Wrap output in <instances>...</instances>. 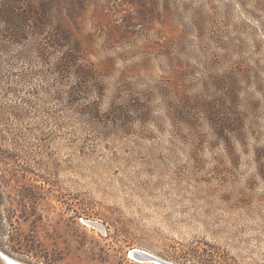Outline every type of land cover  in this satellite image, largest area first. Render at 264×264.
I'll return each mask as SVG.
<instances>
[{
  "label": "rangeland",
  "instance_id": "1",
  "mask_svg": "<svg viewBox=\"0 0 264 264\" xmlns=\"http://www.w3.org/2000/svg\"><path fill=\"white\" fill-rule=\"evenodd\" d=\"M79 2L100 114L0 51V264H264V0Z\"/></svg>",
  "mask_w": 264,
  "mask_h": 264
},
{
  "label": "trees",
  "instance_id": "2",
  "mask_svg": "<svg viewBox=\"0 0 264 264\" xmlns=\"http://www.w3.org/2000/svg\"><path fill=\"white\" fill-rule=\"evenodd\" d=\"M79 3V0H0V51L8 53L20 47L22 59L34 55L44 65H49L55 56L56 62L47 71L58 85L74 79L68 96L71 105L97 95L96 100L81 108L95 117L100 114L106 74L89 58L69 26V21L75 29L82 25Z\"/></svg>",
  "mask_w": 264,
  "mask_h": 264
},
{
  "label": "water",
  "instance_id": "3",
  "mask_svg": "<svg viewBox=\"0 0 264 264\" xmlns=\"http://www.w3.org/2000/svg\"><path fill=\"white\" fill-rule=\"evenodd\" d=\"M132 257L136 258V259H141V260H144V261H153V262H157L158 264H174V263H171V262H168V261H165L163 259H160L158 257H155L153 255H150L148 253H145L143 251H134L133 252V255ZM5 260L8 264H23V263H20V262H16L10 258H7L5 257Z\"/></svg>",
  "mask_w": 264,
  "mask_h": 264
},
{
  "label": "bare ground",
  "instance_id": "4",
  "mask_svg": "<svg viewBox=\"0 0 264 264\" xmlns=\"http://www.w3.org/2000/svg\"><path fill=\"white\" fill-rule=\"evenodd\" d=\"M138 251V250H137ZM146 253V252H145ZM149 254V253H148ZM133 255V254H132ZM151 255V254H150ZM154 256V255H153Z\"/></svg>",
  "mask_w": 264,
  "mask_h": 264
}]
</instances>
